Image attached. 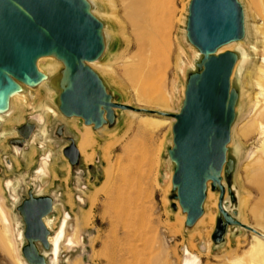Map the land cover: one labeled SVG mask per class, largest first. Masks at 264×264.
<instances>
[{
	"label": "rangeland",
	"instance_id": "rangeland-1",
	"mask_svg": "<svg viewBox=\"0 0 264 264\" xmlns=\"http://www.w3.org/2000/svg\"><path fill=\"white\" fill-rule=\"evenodd\" d=\"M92 1L109 34L108 48L100 58V63H108L111 70L108 74L99 70L97 72L115 100L136 107L178 113L185 97L188 76L200 56L198 49L186 36L191 0H165L172 6V33L165 42L159 40L160 49L155 55L142 56L138 51L133 25L127 15L129 5L134 7L136 0ZM240 1L245 11L248 37L225 48L236 50L242 55L241 68L236 73L238 76H235L240 96L230 142L231 158L233 160L234 156L236 157V167L231 179L232 188L236 192V202L233 207L228 205V209L240 221L252 226L259 233L245 227L231 226L224 241L215 244L212 236L220 216L217 205L219 191H214L217 196L212 192L210 194V200L216 201L215 205L209 207V202L208 206L206 202L204 204V213H214V222L208 223L207 228L197 226V223L193 227L186 226V218L182 219L184 213L173 198V164L168 155V148L173 144V117L136 112L163 121L157 128L146 127L141 131L137 128L138 118L133 117L129 110L117 109L114 124L105 125L100 129L92 128L94 135L86 134L82 132L86 126L82 118L66 117L60 112L57 88L54 93L49 94L45 86H40L26 89L27 102H16L17 116L12 120L11 126H18L24 120H36L40 113V101H46L57 112L54 117H46V135H39L35 142L26 146L24 153L15 157L10 141L17 134L14 130L8 131L6 136L0 133L1 155H15L11 168L3 167L0 158V204L10 219L8 228L0 219V264H17L18 258H25L23 248L27 239L24 236L25 224L18 205L23 195L28 193L31 181L36 179L35 172L43 155L49 151L53 157L50 158L52 162L49 161L48 175L39 179L42 186L35 194L51 195L55 199V207L47 215L57 221L53 231L60 227L66 213L70 215L65 241L60 250L59 264H184L195 258L198 260L197 264H262L260 257L255 255V244L256 236L264 241V230L258 228L261 222L256 217V212L260 208L264 209V195L253 184L252 173L245 168L246 164L252 162V152L260 147L262 137L252 134L245 138L242 131L244 123L254 117L263 92L259 83L260 67L264 60V0ZM51 62L56 63L55 66L50 64ZM40 64L44 69L54 67L51 71L53 76L58 75L63 67L56 59L46 58L40 60ZM58 122L65 125L66 133L63 136L56 135ZM131 125L132 127L127 129ZM135 134L137 135L134 136ZM93 141H96L94 163L85 162L84 153L80 152L79 163L72 165L64 154V148L74 142L88 153L94 149ZM106 145L115 147L113 161L123 157L125 164L132 162L134 165L130 190L133 201L132 225L142 239L139 241V249L143 252L142 256L136 258L138 261L131 259L127 262L129 239L121 225L113 223L109 203L104 197L105 192L100 190L105 180L104 168L107 166L102 152ZM124 146L131 153L128 157ZM10 179L13 186L8 190L5 188V181ZM11 193L16 194V198L13 199ZM95 194L98 197L93 213L90 212V203ZM79 196L85 198V204H81ZM226 200H231L228 191ZM78 219L81 220L80 229L75 231ZM37 244L42 253H45L48 262L51 251L41 242Z\"/></svg>",
	"mask_w": 264,
	"mask_h": 264
},
{
	"label": "water",
	"instance_id": "water-1",
	"mask_svg": "<svg viewBox=\"0 0 264 264\" xmlns=\"http://www.w3.org/2000/svg\"><path fill=\"white\" fill-rule=\"evenodd\" d=\"M104 27L89 0H0V111L8 108L15 91L36 88L48 77L39 69L38 60L52 55L63 65L58 75H52V86L59 92L58 108L64 116L80 117L93 129L114 124L117 109L175 119L168 155L173 164V198L186 215L187 227H193L204 214L211 189L220 193V216L212 236L215 243L224 241L231 226L257 231L227 207L236 202L231 185L236 157L226 164L240 96L238 86L232 84L240 54L236 50L216 54L223 45L245 38L241 1L191 0L186 36L200 56L188 76L181 110L175 114L115 100L100 74L87 64L106 51ZM64 154L72 165L79 163L76 143L66 146ZM227 191L230 201L226 200ZM54 203L53 196L38 195L29 188L18 205L27 239L23 253L33 264H47L37 243L50 248V230L44 218Z\"/></svg>",
	"mask_w": 264,
	"mask_h": 264
},
{
	"label": "bare ground",
	"instance_id": "bare-ground-1",
	"mask_svg": "<svg viewBox=\"0 0 264 264\" xmlns=\"http://www.w3.org/2000/svg\"><path fill=\"white\" fill-rule=\"evenodd\" d=\"M89 1L92 5V12L98 16L99 12L97 13V10L94 8L93 1L92 0H89ZM166 1L165 0H136L134 7L132 4H130L128 9H127V11H128L127 15H128V18L130 19L132 25H133V31H134L135 38L137 41L138 51L141 54V56L146 55V54L147 55H149V54L155 55V53H157L158 49H160L159 40L162 43L165 42L166 38H168L170 36V34L172 33V28L174 26L173 25V15H172V6L168 5V3ZM182 11H184V10H182ZM107 31L108 30L105 26L103 29V34H104V38L106 41V49L108 48V39H109V34ZM247 37H248V25L246 24V35H245L244 39H246ZM263 39H264V32H263ZM242 41H244V40L233 41V42H230L226 45H223L222 47H220L217 50L216 54H219V53L224 52L226 50H233V49H225V48L227 46L237 44V43H240ZM261 41H263V40H261ZM262 43L264 44V41ZM239 54H240V52H239ZM198 55H200L199 52H198ZM46 58L47 59H54V57L52 55H49V56L42 57L38 60L39 69L42 72H44L45 74H48V77H45L38 87L45 86L47 88L49 94H51V93H54L53 91H56L54 89V87L52 86V84H54V82H55L54 79L52 78V74H51V71L54 69V67L53 68L47 67L48 69H44L41 66L42 64H40V60H43ZM241 59H242V55L240 54V57L236 63V66L234 68V72L232 75V84L235 82V76L237 75L236 73H238L240 71L241 63H242ZM50 64L55 66L56 63L51 62ZM87 64L89 66H91L93 69H95L96 71L99 70V71H102L104 73H107L111 70V68H110L111 65H109L108 63L107 64H101L100 59L94 60V61H89V62H87ZM260 68L261 69H260L259 86L261 87V89L263 91L262 97L260 98L259 103L257 104L256 112H254L255 113L254 117L251 120L244 123V125H243L244 130L242 131V133H243V136L245 138L250 137L252 134H258L262 137V143H261L260 147L258 146L259 148H257L256 150H254L252 152V156H251L252 162H250L249 164H246L245 168L248 170V172L252 173L251 180L253 181V184L255 186H257L260 189L261 193L264 195V60H263V64L261 65ZM28 88H32V87H28ZM46 88L44 90H46ZM20 101H21V103L27 102V94L25 91H22V90L15 91L10 96L8 108L6 110L0 111V130H1L0 133H2L3 135L6 136L8 131L14 130V132L17 134V136L13 137L10 141L11 142L10 145L12 146L14 154L16 155V156L14 155L15 157H19L22 153H24L26 146L30 142H35L36 138L39 135H46V132H47L46 128H45L47 125L46 117L47 116L54 117V115L55 116L57 115L56 110L51 107L52 106L51 104H50L51 106H49L46 101H40L41 102L40 103V113L37 115V117L35 116L36 120H28V121L24 120V122L21 123L20 125L12 127L11 126L12 120L17 116L16 111L18 110V106H17L16 102H20ZM28 101H30V100H28ZM129 112L133 117L138 118L137 128H138V130H141V131L144 130V128H146V127L157 128L163 122L162 120L154 119L155 117L153 118V117L143 116V115H140V114H138L134 111H131V110H129ZM167 123H169V122H167ZM9 124H10V126L8 127ZM131 127H132V125L129 128H127V127L126 128L130 129ZM92 128H93L92 125H86L84 131H82V132L86 133V134H89V133L93 134ZM55 132H56L57 136H63V134L66 133L65 125L58 122L56 124ZM136 135L137 134H135L134 136H136ZM94 140L97 141V139H94ZM96 141H93V144H92V149L94 148L93 151L88 152V153L86 150H82L80 145H78L80 152L84 153L83 158L85 159V162H87L88 164H93L95 161V154H96L95 153L96 152L95 142ZM99 142H100V140H99ZM126 146H124V151H125V154H127L126 156L128 157L131 153L129 150H127ZM114 148H115L114 145H106L102 148L103 149L102 150L103 158H104V160H106L107 166L104 168V174H105L104 179L105 180H104L100 190H103L105 192L104 197L106 198L107 202L109 203L111 213H112L111 218L113 220V223H115L117 225H121L122 229L124 230L125 234L127 235L128 239H129L128 240V244H129L128 261H127L129 263V261L131 259H136V258L138 259L139 256L143 255L142 250L139 249V245H140L139 241H141L142 239L140 238L139 233H137V231H136L137 229H134V226L132 225V216L133 215H132V211H131L132 210L131 206L133 204V201H132L130 190L132 187V180H133L132 174H133V166L134 165L132 162H128L125 164L123 161V157H121V158L119 157L115 161H113L112 155H113V149ZM14 156L12 157L11 155H8V154H5V156H3L0 153V158L4 164V165L2 164L3 167L6 166L7 168H11L13 166V160L15 158ZM52 157H51L50 151L47 152L45 155H43L40 166L37 168V170L35 172L36 179L31 181L30 189L32 191H36L39 187L42 186L39 182V179H41V178L43 179L44 176L48 175L49 166H50L49 161H51L50 158H52ZM31 162H32V160H31ZM232 163H233V160H232L230 152H229L228 162H227L226 166H228ZM69 182H70V180H69ZM208 184L210 185L211 183L208 182ZM12 186H13V182L11 179L5 181V188H7L8 190H11ZM0 188H1V184H0ZM67 188H69V187H67ZM42 189H44V188H42ZM60 192H61V190H60ZM211 192L217 196V194L214 191H212L211 189L208 190V196H207V199L205 202H206L207 206H208V202H209V207L216 204L215 199L210 200ZM11 196L13 199L16 198V194L11 193ZM97 197H98L97 194L92 196L91 203H90V212H93L94 209L96 208ZM217 200H218V197H217ZM79 201L81 202V204H85V198H83L82 196H79ZM54 207H55V204H54ZM256 217L261 222L259 227L258 226L257 227L260 228L261 230H264V209L263 208H260L258 210V212H256ZM69 218H70L69 213H66L60 227L56 231H53V228L57 225V221L55 219H53V217H51V216H46L44 218L46 225L50 230V234L48 236V239H49V243H50L49 250L51 251V253H50V260L47 262V264H59L60 250H61L62 243L65 241L64 239L66 237V226L68 224ZM185 218H186V215L184 214L182 216V219H185ZM0 219L2 220L5 227L8 228V226L10 225V219L8 218L6 212H5V210L1 204H0ZM214 220H215V215L212 211L205 212L202 215V217L198 220L197 226L200 225L202 227H205L208 223H213ZM80 222H81V220L78 219L75 231H79L80 224H81ZM89 222H90V219H89ZM206 228H207V226H206ZM256 238H257V244H255V242H254V244L257 245L255 255L260 257V259H261L260 261H262V264H264V241L261 238H259L258 236H256ZM44 255H45V253H44ZM16 261H17V264H33V263L29 262L26 258H18ZM197 262H198V260H197V258H195V259H190L189 261H187L184 264H197Z\"/></svg>",
	"mask_w": 264,
	"mask_h": 264
}]
</instances>
